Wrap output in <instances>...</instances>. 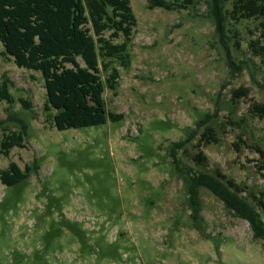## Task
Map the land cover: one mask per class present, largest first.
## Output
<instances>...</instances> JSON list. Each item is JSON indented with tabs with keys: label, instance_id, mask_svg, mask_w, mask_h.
<instances>
[{
	"label": "rangeland",
	"instance_id": "1",
	"mask_svg": "<svg viewBox=\"0 0 264 264\" xmlns=\"http://www.w3.org/2000/svg\"><path fill=\"white\" fill-rule=\"evenodd\" d=\"M130 2L132 61L104 92L119 121L56 129L42 74L17 66L0 41V86L8 80L14 98L0 99V140L28 127L25 147L0 150V171L39 164L22 185L0 178V264H264L246 219L205 186L196 202L189 191L195 173L225 174L264 221L250 194L264 192V118L252 110L264 103V19L221 0L222 30L216 0ZM241 87L248 95L234 96Z\"/></svg>",
	"mask_w": 264,
	"mask_h": 264
},
{
	"label": "trees",
	"instance_id": "2",
	"mask_svg": "<svg viewBox=\"0 0 264 264\" xmlns=\"http://www.w3.org/2000/svg\"><path fill=\"white\" fill-rule=\"evenodd\" d=\"M220 1L216 0L213 12L218 17L219 29L223 30ZM185 3L149 0V7L174 9L186 7ZM233 11L240 18L264 19V0H234ZM136 24L130 0H0V41L5 54L17 66L42 74L46 89L44 109L58 130L96 126L109 119L123 118V114L108 111L104 92L106 84L113 90L117 88L120 68L127 69L131 64L130 43ZM259 47V54L264 53V46ZM103 73L107 74V83ZM233 94L247 96L248 89L241 87ZM0 99L14 102L8 80L0 86ZM22 103L30 106L26 99ZM252 110L264 118V103H254ZM27 129V124H22L21 130L0 140L1 152L8 155L14 147H25ZM204 137L205 134L201 140ZM256 148L261 158L257 168L264 177V150ZM195 158L199 164L206 160L202 150ZM176 168L179 169L178 162ZM38 170L37 161L25 169L12 161L0 171V178L6 186L22 185ZM190 180L193 201L198 200L199 187H207L228 209L249 222L254 238L264 241L261 214L244 200L240 194L243 189L232 178L221 173L217 176L195 173ZM250 194L264 210V192L260 197Z\"/></svg>",
	"mask_w": 264,
	"mask_h": 264
}]
</instances>
